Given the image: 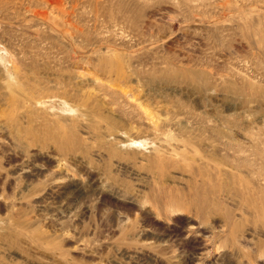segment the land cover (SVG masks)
<instances>
[{"label":"rangeland","instance_id":"374dc122","mask_svg":"<svg viewBox=\"0 0 264 264\" xmlns=\"http://www.w3.org/2000/svg\"><path fill=\"white\" fill-rule=\"evenodd\" d=\"M0 264H264V0H0Z\"/></svg>","mask_w":264,"mask_h":264}]
</instances>
